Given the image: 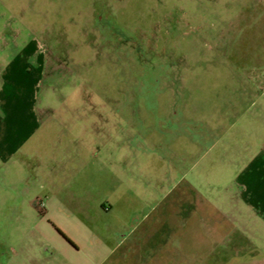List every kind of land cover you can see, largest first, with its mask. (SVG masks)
I'll use <instances>...</instances> for the list:
<instances>
[{"label": "rangeland", "instance_id": "rangeland-1", "mask_svg": "<svg viewBox=\"0 0 264 264\" xmlns=\"http://www.w3.org/2000/svg\"><path fill=\"white\" fill-rule=\"evenodd\" d=\"M118 29L155 56L151 70L116 61ZM6 38L43 50L52 84L39 90L48 113L22 149L38 152L39 167L14 161L0 175V264L36 261L28 201L41 187L82 216V230L46 220L51 234L68 229L81 257L263 264L264 0H0ZM137 220L136 255L124 256L114 236Z\"/></svg>", "mask_w": 264, "mask_h": 264}, {"label": "crops", "instance_id": "crops-1", "mask_svg": "<svg viewBox=\"0 0 264 264\" xmlns=\"http://www.w3.org/2000/svg\"><path fill=\"white\" fill-rule=\"evenodd\" d=\"M0 46L3 47V52H6V54L0 55V125H2V120H6L3 113V111L8 112L6 106L12 108V123L8 130L3 125L5 129L0 141V175H2L5 169L14 161L21 163L18 165L19 167L27 163H35L39 167L38 159L40 155L38 152H30L28 149L27 152H24L22 149L27 146L26 144L31 139V136L39 130L42 113L47 114L48 109L43 110L38 104L39 90L41 91L43 88L42 82L45 78L46 59L44 58V51L38 46H32L30 41L26 44L18 45L17 41H10L7 38L0 39ZM22 113H26L30 121H23ZM21 126H25L28 129L23 131V135L21 134ZM46 169H53L51 162L47 163ZM36 173L39 174L38 172ZM33 179L39 182L44 180V178L39 180L34 177ZM40 190L42 191V199H39V195H36V197L33 196L28 201L30 203L29 208L32 205L37 207L32 213L36 214L39 220V225L34 231L30 242V247L35 249L37 258L33 264H50L54 259L50 260L49 258L53 256H58L61 261L67 264H89L91 260L97 261V264H104L106 259L98 254L92 253L90 255L86 253L81 257V250L74 243L72 244V241H68V229L66 227L57 225L64 236L63 238L59 235L51 234L53 232L47 226V222L56 223L59 219H64L71 223H77L82 230L83 218L73 208H67V205L55 195L44 193L43 187ZM18 204L20 206L21 202H18ZM138 222V220L135 222L136 225L133 228L125 227L123 229V226L119 227L118 230L121 228L123 230L114 236L116 241L114 245L117 246L115 250H122L121 254L124 256L130 253L136 255V248L129 241L132 234H134V229L138 228ZM64 238H67L68 242ZM224 255V258H220L214 264H253L249 261L253 258L242 257L240 259L239 256ZM260 255L264 258V253L261 252ZM1 256L4 255L2 254ZM260 260L264 264V259ZM8 263V260L7 262L5 261V264Z\"/></svg>", "mask_w": 264, "mask_h": 264}, {"label": "trees", "instance_id": "trees-1", "mask_svg": "<svg viewBox=\"0 0 264 264\" xmlns=\"http://www.w3.org/2000/svg\"><path fill=\"white\" fill-rule=\"evenodd\" d=\"M114 35H116L120 41V43L115 46L113 55H115V59L117 62L122 63L126 62L129 65H133V68L138 72L140 76L141 73H144L147 68L151 70V58L155 59V56L149 52H147L141 44H139L135 38L133 39L127 37V34L124 33L122 30H113ZM112 48V46H109ZM161 67H164L161 64ZM51 77L47 75L43 82L42 87H47L48 85L52 84ZM141 86H143V82H140ZM188 125L194 126V124L188 123ZM182 134V133H181ZM181 134L175 133L173 136L177 137ZM196 141V139L194 138Z\"/></svg>", "mask_w": 264, "mask_h": 264}, {"label": "flooded vegetation", "instance_id": "flooded-vegetation-1", "mask_svg": "<svg viewBox=\"0 0 264 264\" xmlns=\"http://www.w3.org/2000/svg\"><path fill=\"white\" fill-rule=\"evenodd\" d=\"M101 15H99L98 16V19H97V21L99 22L98 24H97V26H98V28H101V29H105V28H108L109 26H108V24L105 22V20H103V18L102 17H100Z\"/></svg>", "mask_w": 264, "mask_h": 264}]
</instances>
